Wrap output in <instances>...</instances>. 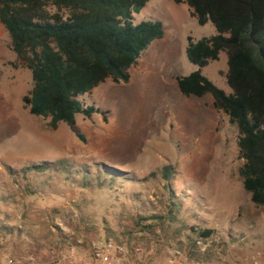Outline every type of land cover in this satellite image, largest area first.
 Here are the masks:
<instances>
[{
    "label": "rangeland",
    "instance_id": "obj_1",
    "mask_svg": "<svg viewBox=\"0 0 264 264\" xmlns=\"http://www.w3.org/2000/svg\"><path fill=\"white\" fill-rule=\"evenodd\" d=\"M187 11L173 0H153L134 14L135 23L160 20L164 37L131 68L129 82L108 79L79 97L106 111L107 122L100 113L78 114L73 129L60 123L52 130L25 107L32 74L0 24V212L19 230L0 233V264H84L78 241L91 254L99 239L142 245L144 253L129 257L139 264L151 249L156 264L176 253L189 264H264V207L243 187L237 126L212 107L210 94L187 97L177 85V76L196 69L187 38L216 34L211 22L200 25ZM227 69L222 53L203 73L231 92ZM36 165L43 171L25 175ZM167 166L169 180L160 172ZM72 174L94 178L93 189L65 179ZM120 178L116 187L124 196L98 190V182ZM154 216L162 219L138 225ZM151 223L156 226L147 228ZM204 229L213 235L201 237ZM73 246L74 263L61 260Z\"/></svg>",
    "mask_w": 264,
    "mask_h": 264
},
{
    "label": "trees",
    "instance_id": "obj_2",
    "mask_svg": "<svg viewBox=\"0 0 264 264\" xmlns=\"http://www.w3.org/2000/svg\"><path fill=\"white\" fill-rule=\"evenodd\" d=\"M150 1L0 0V24L8 32L21 66L32 74V89L23 97L29 112L48 120L52 130L60 123L73 129L78 114L91 119L100 113L107 122L106 111L95 105L85 106L79 97L91 94L108 79L116 84L129 82L131 68L154 41L164 37L160 20L134 22V14ZM174 2L187 4L200 25L211 22L216 29V34L209 37L187 38L186 55L196 69L176 77L178 88L187 97L210 94L212 107L237 126L243 187L254 205L264 207V0ZM222 53L227 55L225 79L231 92L217 87L203 73ZM76 135L84 140L81 134ZM32 170L42 172L43 167L27 168L25 175ZM171 170L167 166L160 171L165 180L170 179ZM73 174L65 179L80 182L86 190L93 189L94 178ZM123 181L98 182V190L118 199L126 194L116 187ZM2 216L0 212V233L19 231L9 225L12 219L3 220ZM158 219L162 217L142 218L138 225ZM155 226L151 223L147 228ZM213 233L210 229L199 231L203 238Z\"/></svg>",
    "mask_w": 264,
    "mask_h": 264
},
{
    "label": "built area",
    "instance_id": "obj_3",
    "mask_svg": "<svg viewBox=\"0 0 264 264\" xmlns=\"http://www.w3.org/2000/svg\"><path fill=\"white\" fill-rule=\"evenodd\" d=\"M144 252L142 245H135L131 248L124 244L118 243L112 239H99L91 245V256L97 264H125L124 260L128 255L141 254ZM153 250L148 252L145 264L153 263ZM76 257V247H70L67 253L61 255V260L74 263ZM84 264H87L86 262ZM160 264H189L181 259L180 254L176 253L168 257L165 263Z\"/></svg>",
    "mask_w": 264,
    "mask_h": 264
},
{
    "label": "crops",
    "instance_id": "obj_4",
    "mask_svg": "<svg viewBox=\"0 0 264 264\" xmlns=\"http://www.w3.org/2000/svg\"><path fill=\"white\" fill-rule=\"evenodd\" d=\"M151 1H153V0H151ZM150 1V2H151ZM174 1V0H173ZM149 2V3H150ZM155 2V1H154ZM148 5V4H147ZM146 5V6H147ZM180 5V4H179ZM182 5H186L187 6V9H188V13L190 14V16H191V11H190V8H189V6L187 5V4H182ZM164 30H165V26H164ZM140 60V59H139ZM138 64H139V61H138ZM137 64V65H138ZM136 65V66H137ZM135 67V66H134ZM212 101H213V99H212ZM78 243H79V245H81V244H83V245H81L82 247H80V250H81V252L82 253H84V254H86V255H84V258H85V262H87L88 264H97L96 262H95V260L92 258V256H91V254H90V248L88 247L87 249L85 248L86 247V245H84V243H82V241H78ZM120 243V242H119ZM121 244H123V243H121ZM144 253V252H143ZM130 256H132L131 254L130 255H128L126 258H125V260H124V263L125 264H139V263H135V262H132V261H130V259H129V257ZM147 259V258H146ZM153 263L154 264H156L154 261H153ZM165 263V262H164ZM37 264H46V263H44L43 261H40L39 263H37ZM143 264H145V262L143 263ZM158 264V263H157Z\"/></svg>",
    "mask_w": 264,
    "mask_h": 264
}]
</instances>
